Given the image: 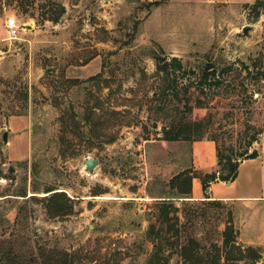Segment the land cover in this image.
<instances>
[{"label": "rangeland", "instance_id": "1", "mask_svg": "<svg viewBox=\"0 0 264 264\" xmlns=\"http://www.w3.org/2000/svg\"><path fill=\"white\" fill-rule=\"evenodd\" d=\"M11 117L29 121L20 160L7 154L22 144L7 153L2 142ZM181 123H202L204 140L234 161L259 153L264 0H0V264H144L149 227L173 243L162 242L159 264H186L179 249L190 240L204 264H250L237 252L249 247L264 264V202L171 189L191 169L192 142H168L162 131ZM87 159L97 162L91 173ZM255 167L214 191L241 194ZM47 188L72 200L66 215L48 213ZM161 203L176 209L171 229ZM227 226L235 238L225 248Z\"/></svg>", "mask_w": 264, "mask_h": 264}, {"label": "trees", "instance_id": "2", "mask_svg": "<svg viewBox=\"0 0 264 264\" xmlns=\"http://www.w3.org/2000/svg\"><path fill=\"white\" fill-rule=\"evenodd\" d=\"M157 6V3L153 4ZM152 6V5H151ZM59 16V15H57ZM57 16L52 19V21H57ZM159 70H166L165 67L159 66ZM94 77L87 79V81L93 80ZM86 81H73L72 85H77ZM164 136V140L171 141H187V142H195L204 140L205 128H203L202 123H192V124H178L171 125L168 128H164L162 131ZM205 140L212 141L215 144V156H216V166L217 170H212L207 173L192 171L191 169H187L182 171L179 175L173 177L169 184L171 189L174 190L179 195H183L182 198H190L191 192V181L193 178H197L200 182L201 188L203 191H206L210 184L215 182H224V183H232L237 178V170L238 165L241 162L234 161L230 153H226L221 149L216 139L210 137L205 138ZM113 142V139H109L107 143ZM258 152L253 150L250 153L244 151L239 155V158L245 156L243 160H251L258 157ZM54 188L45 189L44 193H50L47 198L46 208L48 213L52 217L64 216L69 211L68 209L71 207L72 200L66 197L64 192H53ZM177 197V196H176ZM205 198H208L205 196ZM170 202V201H163ZM212 202H220V201H212ZM159 218L162 225H167L169 229L172 228L169 223V214L168 209H173L172 211L176 212V209L173 207L171 203H161L159 206ZM154 232H157L156 235H153ZM147 238L149 241L153 243V251L152 254L144 261V264H159L162 258L161 255V247L162 242L164 244L169 243L171 246L173 243H170L169 239L161 236L158 231H155L153 227H149L147 231ZM235 236H233L232 232L228 231V226L225 228L222 233V245L227 248L229 245H232ZM159 241V242H158ZM194 241L190 240L188 245H182L179 249V254L181 259L187 264H204L207 257L200 254H193L190 249V243L192 244ZM161 244V245H160ZM160 247V248H159ZM238 255L242 256V254L247 255L249 258L250 264H255L260 258L259 251L253 248L247 249H237ZM244 256H242L243 258ZM219 263V260L217 261Z\"/></svg>", "mask_w": 264, "mask_h": 264}, {"label": "crops", "instance_id": "3", "mask_svg": "<svg viewBox=\"0 0 264 264\" xmlns=\"http://www.w3.org/2000/svg\"><path fill=\"white\" fill-rule=\"evenodd\" d=\"M28 126L29 121L25 117H11L3 122V133H7V142L4 144L5 152H9V148L13 149L15 143H21L23 151L20 154L13 152L11 157L20 160L27 156L28 148ZM1 129V128H0ZM215 144L212 141L202 140L195 141L191 144V170L207 173L216 168ZM249 162H257L258 168H253L245 175L246 187L244 192L237 195H220L214 191L217 186H224V182H215L210 184L208 192H203L200 182L197 178L191 181L190 197L192 200H199L207 196L210 200L220 202H264V141L261 144L258 157L251 160H244L239 163L238 168ZM238 174V172H237ZM231 186L234 182L230 183Z\"/></svg>", "mask_w": 264, "mask_h": 264}, {"label": "water", "instance_id": "4", "mask_svg": "<svg viewBox=\"0 0 264 264\" xmlns=\"http://www.w3.org/2000/svg\"><path fill=\"white\" fill-rule=\"evenodd\" d=\"M247 30H248V28H244L243 34H246ZM2 142L4 144L7 142V133L6 132H4L2 135ZM96 166H97V162L94 159H87L84 162V170L86 173H91ZM10 170L12 171V169H10ZM206 192H208V189L206 190Z\"/></svg>", "mask_w": 264, "mask_h": 264}, {"label": "built area", "instance_id": "5", "mask_svg": "<svg viewBox=\"0 0 264 264\" xmlns=\"http://www.w3.org/2000/svg\"><path fill=\"white\" fill-rule=\"evenodd\" d=\"M5 28H6V32L11 35V36H16V34L18 33V28L15 24V20L13 18H8L5 22ZM0 183L6 184L7 183V179L6 178H1L0 179Z\"/></svg>", "mask_w": 264, "mask_h": 264}]
</instances>
